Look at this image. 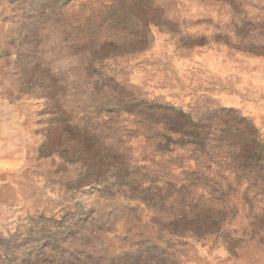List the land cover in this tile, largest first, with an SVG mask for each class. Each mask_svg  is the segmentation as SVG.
Listing matches in <instances>:
<instances>
[{
	"label": "rangeland",
	"instance_id": "374dc122",
	"mask_svg": "<svg viewBox=\"0 0 264 264\" xmlns=\"http://www.w3.org/2000/svg\"><path fill=\"white\" fill-rule=\"evenodd\" d=\"M0 264H264V0H0Z\"/></svg>",
	"mask_w": 264,
	"mask_h": 264
}]
</instances>
